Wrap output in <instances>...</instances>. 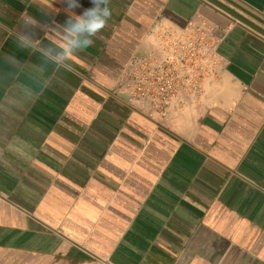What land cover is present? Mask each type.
I'll use <instances>...</instances> for the list:
<instances>
[{
  "label": "crops",
  "instance_id": "0c3cea01",
  "mask_svg": "<svg viewBox=\"0 0 264 264\" xmlns=\"http://www.w3.org/2000/svg\"><path fill=\"white\" fill-rule=\"evenodd\" d=\"M227 2L264 30V0ZM79 3L0 0V264H264V37L204 0H109L30 96L38 54L17 35L60 43ZM188 25L219 40L201 93L165 117L129 102L132 64Z\"/></svg>",
  "mask_w": 264,
  "mask_h": 264
},
{
  "label": "built area",
  "instance_id": "2783aa9c",
  "mask_svg": "<svg viewBox=\"0 0 264 264\" xmlns=\"http://www.w3.org/2000/svg\"><path fill=\"white\" fill-rule=\"evenodd\" d=\"M216 1L240 16H249L227 0ZM218 43L212 28L188 25L167 49L134 62L119 89L129 102L147 103L160 117L173 108L190 106L202 91V79L215 71Z\"/></svg>",
  "mask_w": 264,
  "mask_h": 264
},
{
  "label": "clouds",
  "instance_id": "9594fccd",
  "mask_svg": "<svg viewBox=\"0 0 264 264\" xmlns=\"http://www.w3.org/2000/svg\"><path fill=\"white\" fill-rule=\"evenodd\" d=\"M91 7L84 8L82 13L69 16L65 19L60 28V43L55 40L43 41L36 39L34 27L27 28L19 33L16 43L19 49L29 50L38 54V62L32 66V72L29 75L30 83L27 87L31 90L29 95H35L37 98L51 86L50 72H56L60 69L70 68L72 57L90 47L93 44V37L105 28L108 19L111 16L109 0H90ZM70 9L82 7L79 0H66ZM35 25V21L29 22ZM60 31V29H57Z\"/></svg>",
  "mask_w": 264,
  "mask_h": 264
},
{
  "label": "water",
  "instance_id": "95a60500",
  "mask_svg": "<svg viewBox=\"0 0 264 264\" xmlns=\"http://www.w3.org/2000/svg\"><path fill=\"white\" fill-rule=\"evenodd\" d=\"M204 1L209 3L210 5L214 6L216 9L222 11L223 13L228 15L229 17L236 20L237 22L245 25L246 27L250 28L251 30L255 31L256 33H258L259 35L264 37V30L260 29L259 27H257L253 23H251L248 20L244 19L243 17L239 16L238 14H236L232 10L228 9L227 7L223 6L222 4L217 2L216 0H204Z\"/></svg>",
  "mask_w": 264,
  "mask_h": 264
}]
</instances>
